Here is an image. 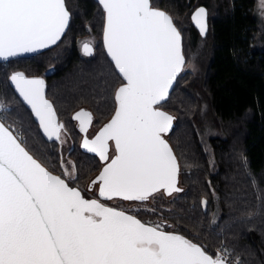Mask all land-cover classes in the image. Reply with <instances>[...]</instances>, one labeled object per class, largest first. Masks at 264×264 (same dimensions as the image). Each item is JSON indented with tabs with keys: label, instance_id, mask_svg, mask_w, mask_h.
I'll use <instances>...</instances> for the list:
<instances>
[{
	"label": "snow or ice",
	"instance_id": "1",
	"mask_svg": "<svg viewBox=\"0 0 264 264\" xmlns=\"http://www.w3.org/2000/svg\"><path fill=\"white\" fill-rule=\"evenodd\" d=\"M98 4L104 17L103 46L121 85L114 93L112 119L81 145L103 163L92 182L97 198L86 199L46 170L22 146V136L0 122V264H229L228 249L210 254L205 246L165 231L162 223H145L134 214L161 190L169 196L182 191L176 186L177 158L164 138L175 118L161 107L187 58L172 16L153 7L152 0ZM258 7L264 16V0ZM70 19L66 0H0V61L38 55L57 45ZM192 21L206 35L204 7L194 11ZM82 52L91 57L92 42L84 43ZM9 80L43 135L60 140L64 125L45 97L44 79L15 72ZM73 119L81 132L92 122L83 110ZM75 171L72 165L64 175L75 180ZM114 199L138 203L125 209L102 202ZM231 264H240L239 258Z\"/></svg>",
	"mask_w": 264,
	"mask_h": 264
},
{
	"label": "trees",
	"instance_id": "2",
	"mask_svg": "<svg viewBox=\"0 0 264 264\" xmlns=\"http://www.w3.org/2000/svg\"><path fill=\"white\" fill-rule=\"evenodd\" d=\"M256 3L152 0L153 6L172 16L181 31L185 56L200 44L204 46L203 59H199L203 69L183 71L162 104L177 118L168 140L178 157L180 183L185 189L171 203V220L176 233L205 246L208 253L215 255L223 243L243 259L242 264H264V25L256 15ZM200 5L208 10L205 37L191 21ZM66 6L71 22L57 45L38 55L0 62V101L10 107L2 121L18 129L25 148L59 174V142L43 135L9 80L15 72L45 76V96L73 139L76 179L68 182L80 188L99 172L102 163L81 146L83 137L73 116L86 108L99 128L114 112V93L121 78L103 47L104 17L99 4L66 0ZM88 35L96 39L91 57L79 48V41ZM208 127L217 134L209 138L212 152L205 149L200 137ZM213 192L220 208L216 221L212 216L215 207L210 205ZM203 199L209 200L207 209ZM152 215L136 214L143 222Z\"/></svg>",
	"mask_w": 264,
	"mask_h": 264
},
{
	"label": "rangeland",
	"instance_id": "3",
	"mask_svg": "<svg viewBox=\"0 0 264 264\" xmlns=\"http://www.w3.org/2000/svg\"><path fill=\"white\" fill-rule=\"evenodd\" d=\"M258 2L259 0H257L256 3V15L261 23V25H264V16L260 15V9L258 7ZM89 41L92 42L93 46L96 47V43H95V37L93 35H88L85 36L83 39H81L79 41V46L82 43V41ZM83 41V42H84ZM183 48H184V44H183ZM187 56V62H186V66L184 69V72H193V73H197L199 72V70L203 69V65H201V62L199 61V59H203V55H204V46L200 44L199 48H195L194 50L188 51L186 52ZM1 104H3L5 106L6 109V116H7V112L10 110V107L6 104H4L3 102L0 101ZM176 121L177 118H175V125H176ZM21 136L22 138H24V136L20 133V131L18 129H15ZM212 135H217L215 134V131L212 130L211 128H207L204 132V135H200L201 137V142L203 144V146L205 147V149L207 151L212 152V148L210 147L209 142V138ZM57 142H59V145L57 147V149L59 148L60 154H61V163L63 162L64 167H62L61 172L59 173L63 178H65L67 181L69 180L67 176L64 175L65 170H71L72 165H74V162L72 161L71 158V151H73L72 149V143L69 141V138L67 136L66 133H63V131L60 133V140H56ZM114 153L113 148H111L110 151V156ZM212 157V156H211ZM75 175H76V171H75ZM93 178H90L86 184L83 187H80V189L84 192V196L87 198H96V192H97V187L95 185L90 186V181ZM180 180H181V170H180ZM69 181H73V180H69ZM74 182V181H73ZM179 185L183 188V185L179 182ZM76 187L79 188V186L75 185ZM184 188L183 191L181 193L184 192ZM180 193H174L170 196H166L164 195V193L161 191L160 193L155 194V198L154 199H150L148 202L144 203V206L140 208V210L136 211L134 214H141L143 212H148L150 214H153L152 217H149L147 219V223L148 222H159L163 224L164 230L168 231V232H177V226L175 223H173V221L171 220V218L173 217V214H171V203L173 201H175L178 197H179ZM214 195V202L210 203L211 207H215V210H213L212 212V216L213 219L216 221L218 219V216L220 214V208L218 205V199H217V195L215 192H213ZM207 201L206 205L203 204V207L207 209V207L209 206V200L208 199H203L202 201ZM103 203H106L107 205L116 207V208H129V207H135L137 205L138 202H128V201H119L117 199H114L112 201H105ZM147 209H154V211H146L144 210V208ZM166 211H163L162 209H164ZM170 226V227H169ZM226 248L224 246V244L222 243L220 245V248ZM239 258V255H236V258ZM242 259V258H241ZM240 260V264H242V260Z\"/></svg>",
	"mask_w": 264,
	"mask_h": 264
},
{
	"label": "water",
	"instance_id": "4",
	"mask_svg": "<svg viewBox=\"0 0 264 264\" xmlns=\"http://www.w3.org/2000/svg\"><path fill=\"white\" fill-rule=\"evenodd\" d=\"M97 3H98V0H95ZM153 7H155V6H153ZM199 7H204L206 10H207V8L204 6V5H200V6H198L196 9H198ZM156 8H158V7H156ZM158 9H160V10H163V9H161V8H158ZM195 9V10H196ZM194 10V11H195ZM163 11H165V10H163ZM194 11L192 12V14H191V21H192V15H193V13H194ZM166 13H168L167 11H165ZM169 14V13H168ZM70 22H71V19H70ZM192 23H193V21H192ZM193 26L195 27V29L198 31V33L200 34V32H199V30L196 28V26L194 25V23H193ZM207 30H208V10H207ZM66 32H67V30H66ZM207 34V33H206ZM201 35V34H200ZM206 35H204V36H202V37H205ZM86 42H88V41H84L82 44H81V46H80V50H81V53L83 54V52H82V46H83V44L84 43H86ZM102 43H103V34H102ZM182 43H183V36H182ZM55 46V45H54ZM54 46H52V47H54ZM51 47V48H52ZM92 47H93V49H94V52H95V48H94V46H93V44H92ZM104 47V46H103ZM47 50H49V49H46V50H43L42 51V53L43 52H45V51H47ZM105 50V49H104ZM105 53H106V50H105ZM34 55H37V54H25V55H22V56H19V57H17V58H12V59H10L9 61H11V60H14V59H18V58H22V57H30V56H34ZM84 55V54H83ZM106 55H107V53H106ZM85 56V55H84ZM93 56V55H92ZM86 57H88V56H86ZM108 57V56H107ZM108 59L110 60V58L108 57ZM0 62H4V63H6V62H8V61H0ZM113 66H114V64H113ZM179 77V76H178ZM40 78H42V77H40ZM44 79V78H43ZM178 79V78H177ZM175 84H176V82L174 83V85H173V88L170 90V93H169V96H170V94L172 93V91H173V89H174V86H175ZM121 85V84H120ZM119 85V86H120ZM118 86V87H119ZM13 87L15 88V86L13 85ZM118 87L116 88V89H118ZM116 91V90H115ZM18 94V93H17ZM18 96H19V94H18ZM169 96H168V98H169ZM20 97V96H19ZM46 97V96H45ZM168 98L165 100V101H163L162 102V104L164 103V102H166L167 100H168ZM20 99L22 100V98L20 97ZM47 99V98H46ZM23 101V100H22ZM24 103V102H23ZM25 104V103H24ZM26 105V104H25ZM29 109H30V107L28 106V105H26ZM158 107H160V106H158ZM31 110V109H30ZM161 110L162 111H165V112H167L168 114H170V115H172L174 118H176L175 117V115H173V114H171L170 112H168L167 110H165V109H163L162 107H161ZM114 111H115V109H114ZM33 115V114H32ZM113 115H114V112H113V114L111 115V117L105 122V123H103L99 128H98V130L96 131V133L93 135V137L91 138V139H93L95 136H96V134L107 124V123H109L110 122V120L112 119V117H113ZM33 117H34V115H33ZM34 120L36 121V119H35V117H34ZM57 120H58V116H57ZM0 122H3L2 120H0ZM37 123H38V121H36ZM59 122V121H58ZM4 123V122H3ZM174 126H175V119H174V121H173V128H174ZM173 128H172V130H173ZM171 130V131H172ZM171 131L167 134V135H165V139H166V141L169 143V145H170V147L172 148V150H173V153H174V155L176 156V158H177V161H178V164H179V174H178V179H177V188H179V189H181L182 191H183V188L179 185V182H180V163H179V160H178V157H177V155L175 154V151H174V149H173V147H172V145H171V143L169 142V140H168V136L170 135V133H171ZM85 138V137H84ZM83 138V139H84ZM90 139V140H91ZM111 143V142H110ZM22 146H24V145H22ZM25 147V146H24ZM26 149V148H25ZM113 150H114V147H113ZM26 151H28L27 149H26ZM110 151H111V148H110V150H109V157L111 158L115 153H113L111 156H110ZM29 152V151H28ZM29 154L30 155H32L30 152H29ZM33 156V155H32ZM98 157V156H97ZM33 158L34 159H36L34 156H33ZM98 159H99V157H98ZM37 160V162H39L43 167H45L38 159H36ZM101 162V161H100ZM102 163V162H101ZM102 167H103V163H102V165H101V168H100V170L102 169ZM46 168V170H48L49 172H51L53 175H57V176H61V175H59V174H56V173H53L52 171H50L47 167H45ZM100 170H99V172L93 177V179L91 180V182H90V184L91 185H93V181H95L96 180V178L98 177V175H99V173H100ZM61 178H63L62 176H61ZM63 179H65V178H63ZM66 180V179H65ZM67 181V180H66ZM68 182V181H67ZM69 183V182H68ZM69 186L70 187H76V186H72V185H70L69 184ZM76 188H78V187H76ZM78 190H80L81 192H82V195H84L83 194V191L80 189V188H78ZM162 192H163V190H161ZM182 191H178V192H173L172 194H174V193H181ZM164 193V192H163ZM164 195H166V194H164ZM166 196H169V195H166ZM85 197V196H84ZM86 199H93V198H87V197H85ZM97 198V197H96ZM102 202H105V201H102ZM110 206V205H109ZM111 207H113V206H111ZM138 218V217H137ZM142 221V220H141ZM143 222V221H142ZM145 223H147V222H145ZM174 233H176V232H174ZM179 234V233H178ZM181 235V234H180ZM183 236V235H182ZM185 237V236H184ZM185 238H187V237H185ZM187 239H189V238H187ZM190 240V239H189ZM191 241V240H190ZM193 242V241H192ZM195 243V242H194ZM197 244V243H196ZM199 245V244H198Z\"/></svg>",
	"mask_w": 264,
	"mask_h": 264
},
{
	"label": "flooded vegetation",
	"instance_id": "5",
	"mask_svg": "<svg viewBox=\"0 0 264 264\" xmlns=\"http://www.w3.org/2000/svg\"><path fill=\"white\" fill-rule=\"evenodd\" d=\"M84 41V40H83ZM83 41H82V43H83ZM89 42V41H88ZM81 43V44H82ZM81 44H80V46H81ZM80 48V47H79ZM81 51V50H80ZM42 77V76H41ZM42 78H45V76H43ZM44 81H45V79H44ZM86 111V112H89L90 114H91V116H92V122H91V124L88 126V128H87V131L86 132H81L80 130H79V121H77V120H74V122H75V124H76V127H77V129L80 131V133H81V135H82V137L84 138V137H87L89 140L93 137V135L96 133V131L98 130V128H95V126H94V117H93V114H92V112H90L88 109H86V108H80L75 114H77L78 112H80V111ZM75 114H74V116H75ZM58 116V115H57ZM73 116V117H74ZM58 121H59V118H58ZM63 131V133H66L67 134V136H68V138H69V141L72 143L73 142V139H72V137L69 135V133L67 132V130L65 129V128H63L62 130H61V132ZM84 194V193H83Z\"/></svg>",
	"mask_w": 264,
	"mask_h": 264
},
{
	"label": "built area",
	"instance_id": "6",
	"mask_svg": "<svg viewBox=\"0 0 264 264\" xmlns=\"http://www.w3.org/2000/svg\"><path fill=\"white\" fill-rule=\"evenodd\" d=\"M1 104V103H0ZM6 117V109L4 110V111H0V118H5ZM7 126L9 125V124H6ZM14 131L17 133V134H19L15 129H14ZM20 135V134H19ZM235 258H236V256L231 252V257L229 258V262H231V261H233V260H235Z\"/></svg>",
	"mask_w": 264,
	"mask_h": 264
}]
</instances>
